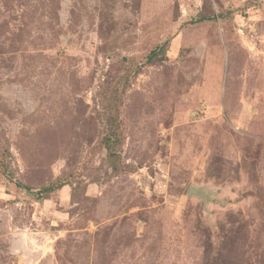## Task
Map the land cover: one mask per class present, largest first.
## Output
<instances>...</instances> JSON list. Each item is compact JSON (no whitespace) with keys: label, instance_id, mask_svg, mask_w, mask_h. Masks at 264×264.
Segmentation results:
<instances>
[{"label":"rangeland","instance_id":"obj_1","mask_svg":"<svg viewBox=\"0 0 264 264\" xmlns=\"http://www.w3.org/2000/svg\"><path fill=\"white\" fill-rule=\"evenodd\" d=\"M0 264H264V0H0Z\"/></svg>","mask_w":264,"mask_h":264},{"label":"trees","instance_id":"obj_2","mask_svg":"<svg viewBox=\"0 0 264 264\" xmlns=\"http://www.w3.org/2000/svg\"><path fill=\"white\" fill-rule=\"evenodd\" d=\"M50 190H51V188L50 187H47V188L43 189L42 191L49 192Z\"/></svg>","mask_w":264,"mask_h":264}]
</instances>
